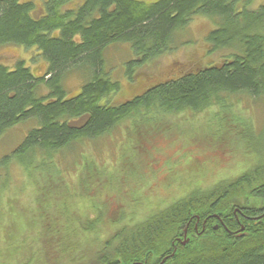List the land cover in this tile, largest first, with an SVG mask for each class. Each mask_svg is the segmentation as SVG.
I'll return each instance as SVG.
<instances>
[{"label":"trees","instance_id":"trees-1","mask_svg":"<svg viewBox=\"0 0 264 264\" xmlns=\"http://www.w3.org/2000/svg\"><path fill=\"white\" fill-rule=\"evenodd\" d=\"M71 1L45 0L38 15L32 0H0V46L35 48L34 56L46 64L40 75L25 59L0 61V137L20 122L35 123L3 161L15 159L26 168L38 161L43 168L61 150L108 134L126 120L147 122L214 106L228 111L232 98L242 96L264 100V4L252 9L251 0ZM194 16L212 19L204 41L207 54L219 53L220 60L171 72L124 101L114 100L122 83L105 67L106 48L129 44L124 78L132 83L146 63L183 45L177 35ZM70 72L82 81L76 93L63 83ZM258 159L223 185L194 189L122 226L91 264H158L163 258L162 264H264L257 222L239 217L246 233L237 238L222 227L214 230L217 220L210 216L216 213L228 229H238L235 208L248 213L246 207L264 203V158ZM205 218L210 224L201 231Z\"/></svg>","mask_w":264,"mask_h":264},{"label":"rangeland","instance_id":"rangeland-1","mask_svg":"<svg viewBox=\"0 0 264 264\" xmlns=\"http://www.w3.org/2000/svg\"><path fill=\"white\" fill-rule=\"evenodd\" d=\"M32 1L35 14L42 15L43 0ZM260 4L264 0H251L250 8ZM213 27L212 19L194 16L177 35L183 45L146 63L132 83L124 78L129 44L108 46L105 67L122 83L114 100L124 101L171 72L218 62L220 54L208 55L204 41ZM35 53L1 45L0 61L25 59L41 75L46 64ZM81 82L77 72L63 80L68 93H76ZM232 99L228 111L214 106L147 122L126 120L108 134L61 150L43 168L38 161L26 168L15 159L2 160L35 123L8 128L0 137V264H91L122 226L194 189L209 190L245 173L264 158V100Z\"/></svg>","mask_w":264,"mask_h":264},{"label":"flooded vegetation","instance_id":"flooded-vegetation-1","mask_svg":"<svg viewBox=\"0 0 264 264\" xmlns=\"http://www.w3.org/2000/svg\"><path fill=\"white\" fill-rule=\"evenodd\" d=\"M246 211L248 213L242 212L241 210H238L237 208H235L233 212V218L236 221H238L240 224V227L238 229H228L227 225L220 219V216H218L216 213H212L210 216H212L214 219L217 220V222L214 223L213 225V229L217 230L219 227H222L227 233L232 234V236L241 238L246 233L245 226L242 225V223L239 221L242 217L247 222L249 221L257 222L259 225V229L261 230L262 233H264V203L259 205L258 207H251V208L246 207ZM197 222H198V219H197ZM208 224H210V219L209 220H207L206 218L203 219L201 222V231L206 230V226ZM195 230H197V225H195ZM185 234L186 232H184V236ZM164 261H165V258H163L161 262L158 264H162ZM138 264H142V263H138ZM144 264H146V262H144Z\"/></svg>","mask_w":264,"mask_h":264},{"label":"water","instance_id":"water-1","mask_svg":"<svg viewBox=\"0 0 264 264\" xmlns=\"http://www.w3.org/2000/svg\"><path fill=\"white\" fill-rule=\"evenodd\" d=\"M187 241V239L185 241L182 242V244H184Z\"/></svg>","mask_w":264,"mask_h":264}]
</instances>
